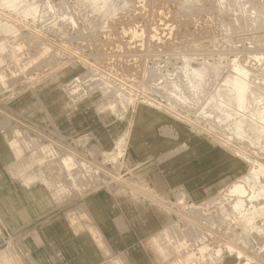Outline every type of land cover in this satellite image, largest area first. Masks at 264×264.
<instances>
[{
    "label": "rangeland",
    "instance_id": "374dc122",
    "mask_svg": "<svg viewBox=\"0 0 264 264\" xmlns=\"http://www.w3.org/2000/svg\"><path fill=\"white\" fill-rule=\"evenodd\" d=\"M3 1L0 135L31 147L28 150L41 149L51 189L64 205L99 190L124 193L172 215V234L193 247L182 256L176 241L177 258L184 264H214L213 253L219 249L223 260V255H235L231 247L242 260L229 257V262L264 264V204L259 205L264 195L251 196L252 187L243 179L254 171L264 187V146H249L251 135L256 143H264V136L255 138L249 129L247 140V133L246 138L237 135L233 126L258 105L250 103L249 112H234L236 119L231 120L211 110L221 83L236 74L237 65L250 70L252 88L260 87L262 95H257L264 97V0H242V11L234 0H107L106 6V0H96L97 7L92 0V5L90 0ZM12 2L18 7L13 9ZM243 9L256 13L244 15ZM256 14L261 16L254 18ZM205 62L210 63L209 72L219 68L220 77L215 70L207 73L208 79L216 78L208 83L204 78L203 94L188 90V66L198 68ZM173 95L182 98L176 101ZM227 121L236 122L226 127ZM190 175L194 179H183ZM192 182L202 190L193 189ZM238 197L244 201L240 208ZM250 205L256 208L246 214ZM18 248L21 243L0 240L1 258L26 264L18 258Z\"/></svg>",
    "mask_w": 264,
    "mask_h": 264
},
{
    "label": "crops",
    "instance_id": "0c3cea01",
    "mask_svg": "<svg viewBox=\"0 0 264 264\" xmlns=\"http://www.w3.org/2000/svg\"><path fill=\"white\" fill-rule=\"evenodd\" d=\"M28 148L0 135V240L21 243L19 259L26 264H184L175 244L180 242L182 256L192 246L176 240L168 211L108 190L64 205L51 189L41 149ZM228 259L220 264H238ZM0 264L12 263L0 256Z\"/></svg>",
    "mask_w": 264,
    "mask_h": 264
},
{
    "label": "bare ground",
    "instance_id": "6f19581e",
    "mask_svg": "<svg viewBox=\"0 0 264 264\" xmlns=\"http://www.w3.org/2000/svg\"><path fill=\"white\" fill-rule=\"evenodd\" d=\"M6 2H4V3H7V5H9V3H10V1H12V0H5ZM16 2L17 0H13V2ZM22 1V0H21ZM26 1V0H25ZM28 1V0H27ZM30 1H32V0H30ZM35 1V0H34ZM34 1H32V2H34ZM83 1H86V0H83ZM91 1V0H90ZM89 1V2H90ZM92 1H95V3H93ZM91 1V5H92V3L93 4H95V6L97 7V5H98V3H101L102 1H104V0H102L101 2H98L99 0H97V4H96V0H92ZM108 1H110V0H108ZM108 1L106 0V1H104V5H105V3L107 2L108 3ZM191 1H194V0H191ZM224 1H226V0H224ZM228 1H230V0H227V3H229ZM232 1V0H231ZM230 1V2H231ZM13 2L11 3V5L13 4ZM14 2V3H15ZM88 2V1H87ZM88 2V3H89ZM190 2V1H189ZM233 2V1H232ZM234 2H236L237 3V5H236V7H240L241 8V11H242V6L243 5H241V3L243 2L242 0H234ZM233 2V3H234ZM36 3H38V2H35V4H33L34 6L36 5ZM106 3V4H107ZM112 3V2H111ZM115 3H116V1H115ZM114 3V4H115ZM121 3V2H120ZM16 4H19V3H17L16 2ZM15 4V5H16ZM20 4H21V2H20ZM28 3H26V5H27ZM123 4V3H122ZM15 5L13 6H11V7H13V9H14V7H15ZM22 5H23V3H22ZM22 5H19V6H22ZM31 4H30V2H29V6L28 7H31L30 6ZM32 5V6H33ZM40 5V4H39ZM38 5V6H39ZM84 5V4H83ZM102 5H103V3H102ZM230 5V4H229ZM233 5V4H232ZM25 6V5H24ZM26 6V7H27ZM33 6V9H35V7ZM106 6V5H105ZM105 6H101L102 8L103 7H105ZM121 6V5H120ZM16 7H18V5H16ZM23 7V6H22ZM21 7V9L23 10V8ZM25 7V8H26ZM40 7V6H39ZM110 7V6H109ZM128 7V6H127ZM20 8V7H19ZM24 8V9H25ZM36 8H37V5H36ZM93 8V7H92ZM117 8V7H116ZM116 8L114 7L113 9H111V10H116ZM119 8V7H118ZM123 8V7H122ZM194 8V7H193ZM21 9H19V10H21ZM31 8H29V12L31 11L30 10ZM32 9V10H33ZM39 9V8H38ZM47 9V8H46ZM46 9H41V10H46ZM26 10V9H25ZM25 10H24V12H25ZM35 10H37V9H35ZM40 9H39V11H41ZM233 10V9H232ZM243 10H245V9H243ZM27 11V10H26ZM47 11V10H46ZM93 11V10H92ZM235 11V10H234ZM240 11V12H241ZM252 11H253V9H252ZM251 11V12H252ZM22 12V11H21ZM24 12H22V13H24ZM27 13L28 15H29V17L31 16L30 15V13ZM32 13H34L33 11H31ZM35 12H38V11H35ZM110 12V11H109ZM245 12L249 15V13L245 10L244 12H243V14L245 15ZM39 13V12H38ZM37 13V14H38ZM43 13H44V11H43ZM101 13V12H100ZM113 13H116L115 11L113 12ZM237 13V12H236ZM254 13H256V12H254ZM254 13H250L251 15L252 14H254ZM24 14H26V12L24 13ZM26 14V15H27ZM36 14V13H35ZM35 14H32V17L33 16H35L34 18H36V15ZM40 14H42V13H40ZM45 14V13H44ZM106 14H108V13H106ZM242 14V15H243ZM27 15V16H28ZM59 15V14H58ZM257 15V16H256ZM255 16L256 17H254V18H258V17H260L261 15L260 14H256ZM40 16H43V14L42 15H40ZM61 17V16H60ZM105 17V16H104ZM110 17V16H109ZM250 18V17H249ZM262 18V17H261ZM253 19V18H252ZM251 20V19H250ZM254 20V19H253ZM253 20H251V22L253 23L254 21ZM248 21V20H247ZM255 22H257V21H255ZM254 22V23H255ZM246 23V22H245ZM243 24V23H242ZM248 24V23H247ZM261 26V25H260ZM224 29V28H223ZM255 29V28H254ZM227 32H228V30H227ZM230 33V32H229ZM234 34V33H233ZM256 42V41H255ZM261 47V46H260ZM235 48V47H234ZM256 48V47H255ZM185 59V58H184ZM188 59V58H187ZM183 61V60H182ZM188 61V60H187ZM186 63V62H185ZM233 63V62H232ZM208 64H210V63H202L198 68H192V67H189L188 66V68L189 69H187V72H186V70L185 71H183L184 72V76H185V74L187 73V75L185 76V78H186V81H185V83L187 82V83H189V88L190 89H188V90H190V91H192V92H195V93H204V92H201L200 90L203 88V84H204V78L206 77V75H207V73H209V74H211V72H213L214 70L216 71L215 72V76H218V77H220V74H221V71H220V69L217 71L215 68H214V70L213 71H211V72H209V70L211 69H209L208 70ZM188 64H185V66H187ZM211 65H214V64H211ZM215 65H216V63H215ZM219 65V64H218ZM218 65H216L217 67H218ZM233 65V64H232ZM262 65V64H261ZM208 66V67H207ZM220 66V65H219ZM226 66V65H225ZM210 67H212V66H210ZM234 67H236L235 65H234ZM234 67H232V68H234ZM187 68V67H186ZM189 70V71H188ZM212 70V69H211ZM247 69H242V68H239L238 67V65H237V68H235V72H236V74L235 75H233L232 73V76H229L228 75V77H226L225 79H224V81L221 83V87H220V89L218 90V92H217V95H218V97H217V99L218 100H215V99H213L212 97H214L215 95L214 94H212V91H211V94L212 95H214V96H212L211 94V96H209L207 93V96H209V97H211V99H213L212 101H214V102H212V108H211V110L213 109V111H215V112H217V115H218V113H219V118H222L223 120L225 119V120H228V119H232L235 115H237V114H241V112L242 113H247V112H249V108L248 107H250V103H257L256 105H258V107H259V109H258V107L256 106V105H254V107H257V108H255V110L254 111H251L252 109H250V111L251 112H249V117H251L252 119H249V122L247 123L246 121H247V119L249 118L248 116V118H246L245 116V118H246V120H243L244 118H243V115L244 114H242V118L243 119H241L240 121H238V122H236V121H234V122H236V123H234V122H232V121H230L231 123H234V125L233 124H231V126L233 125L234 127H235V130H236V132H235V130H234V132L235 133H237V135L239 134V135H241L242 137H245L244 135L246 134V137H247V135H248V131H249V129H251L250 131H249V134L251 133V132H255V138L258 136V135H260V136H258L257 138H262L264 135H263V133H264V108H262L264 105H263V103H262V107H260V105L258 104V102L260 101V98L262 97V96H258L259 94H261L259 91V89L258 88H260V87H258L257 88V90H259V91H257V90H254V89H256V87L255 86H252L253 85V83H251L250 81H253V80H250L249 81V79H251V76H250V78H249V73H250V70L248 71H246ZM220 71V74L219 75H217V73ZM256 71V70H255ZM182 72V73H183ZM186 72V73H185ZM190 72V73H189ZM249 72V73H248ZM214 73V72H213ZM252 73V72H251ZM251 75V74H250ZM184 76H182V78L184 77ZM210 76V75H209ZM213 77V79L214 78H216V77H214V76H211V77H209V79L210 78H212ZM233 77V78H232ZM253 78H254V76H253ZM256 78H258V77H256L255 76V78L254 79H256ZM205 79H207L208 81H205V82H209V79L206 77ZM212 79V80H213ZM180 80V79H179ZM215 80V79H214ZM217 80V79H216ZM223 80V79H222ZM263 80V79H262ZM262 80H259V81H262ZM211 81V80H210ZM255 81V80H254ZM257 81V80H256ZM177 82V81H176ZM213 82V81H212ZM258 82V81H257ZM256 82V83H257ZM264 81H262V83H263ZM172 83V82H171ZM179 83V82H178ZM182 83H183V80H182ZM255 83V84H256ZM259 83V82H258ZM164 84H168V83H164ZM184 84V83H183ZM206 84V83H205ZM205 84H204V86H205ZM211 84V83H210ZM252 84V85H251ZM254 84V85H255ZM209 85V84H208ZM214 85V84H213ZM262 85V84H261ZM167 86V85H166ZM165 86V87H166ZM169 86V85H168ZM185 86H186V84H185ZM207 86V85H206ZM210 86V85H209ZM220 86V85H219ZM164 87V88H165ZM170 87H172V86H170ZM176 87V86H175ZM180 87V86H179ZM252 87H254V89L252 88ZM263 87V86H262ZM210 88V87H209ZM264 88V87H263ZM167 89V88H166ZM166 89H165V91H166ZM168 89H169V87H168ZM184 89H186V88H184ZM204 89V88H203ZM207 89H208V87H207ZM211 89V88H210ZM213 89V88H212ZM173 90H174V88H173ZM177 90H178V88H177ZM182 90H183V88H182ZM206 90V89H205ZM179 91V90H178ZM186 91V90H185ZM209 91V90H208ZM215 91H216V89H215ZM174 92V91H173ZM180 92H182V91H180ZM206 92H207V90H206ZM213 92H214V90H213ZM169 93V92H168ZM184 93V92H183ZM182 93V94H183ZM191 93V92H190ZM189 93V94H190ZM194 93V94H195ZM209 93V92H208ZM216 93V92H215ZM257 93H259L258 95H257ZM171 94V93H170ZM169 94V95H170ZM174 94V93H173ZM191 94H193V93H191ZM202 94H201V96L199 97V98H203V96H202ZM186 95H188V94H186ZM197 95H200V94H197ZM197 95H196V97H197ZM262 95V94H261ZM177 96V95H176ZM179 96V95H178ZM178 96L176 97V98H178ZM181 96V95H180ZM179 96V97H180ZM183 96V95H182ZM185 96V95H184ZM193 96H195V95H192V97ZM168 97V96H167ZM172 97V96H171ZM173 97H174V95H173ZM188 97H189V95H188ZM191 97V98H192ZM215 97V98H216ZM175 98V97H174ZM175 98V99H176ZM180 98H182V97H180ZM195 98V97H194ZM194 98H193V100H194ZM198 98V97H197ZM197 98H196V102H197ZM262 98H264V97H262ZM205 99H206V95H205ZM210 99V100H211ZM177 100H181V99H176V101ZM190 100V99H189ZM201 100H203V99H201ZM207 101H208V97H207V99H206ZM220 100V101H219ZM263 100V99H262ZM184 101H188V100H184ZM192 101V100H191ZM199 101V100H198ZM207 101L205 102V103H207ZM179 103L181 102V104L183 103L182 101H178ZM190 102V101H189ZM195 101L193 102V103H196ZM201 102V101H200ZM210 102V101H209ZM188 103V102H187ZM211 103V102H210ZM210 103H208V104H210ZM183 104H185V103H183ZM189 104V103H188ZM202 104H203V102H202ZM197 105V104H196ZM232 105V106H231ZM195 106V105H194ZM204 106H205V104H204ZM230 106V107H229ZM252 106H253V104H252ZM252 106L250 107V108H252ZM199 107V106H198ZM201 107V106H200ZM233 107H235V109L233 110L232 108ZM191 108V107H190ZM231 108V109H230ZM248 108V109H247ZM245 109H247V110H245ZM254 109V108H253ZM257 109V110H256ZM203 110V109H202ZM243 110H245V111H243ZM212 111V112H213ZM208 112V111H207ZM234 112H235V115H234ZM252 112H254V113H252ZM211 113V112H210ZM250 113H251V115H250ZM213 116V115H212ZM206 117V116H205ZM216 117V115L214 116V119H216L215 118ZM238 117H240L239 115L237 116V118ZM218 118V119H219ZM235 118V117H234ZM207 119V118H206ZM221 119V120H222ZM236 119V118H235ZM210 120V119H209ZM222 120V121H223ZM207 121V120H206ZM217 121V120H216ZM215 121V122H216ZM228 122V121H227ZM230 122H228V124H226V127H228L229 126V123ZM219 123H220V121H219ZM224 123H226V122H224ZM216 124V123H215ZM246 124H249V125H247V126H249L248 127V130L247 129H245V128H247L246 127ZM224 125V124H223ZM230 127V126H229ZM233 128V127H232ZM226 130V129H225ZM230 130H232V129H230ZM229 130V131H230ZM247 130V131H246ZM227 131V130H226ZM246 132V133H245ZM231 134H233V132L231 133ZM251 134H254V133H251ZM250 134V135H251ZM234 136H235V134H234ZM232 137H233V135H232ZM238 137V136H237ZM245 137V138H246ZM249 137L250 136H248L247 137V140L249 139ZM252 137H254V136H252L251 135V138ZM251 138H250V140H249V142H252V143H250V145L249 146H251V145H255V146H257V145H263L264 146V143H262V142H258V143H256V140H255V138H253V140H255V141H251ZM237 139H239V137L237 138ZM263 139V138H262ZM234 140H235V138H234ZM244 140V139H243ZM246 140V139H245ZM240 141V140H239ZM241 141H242V139H241ZM258 141V140H257ZM120 142V141H119ZM243 142H246V141H243ZM248 142V141H247ZM249 142H248V144H249ZM253 142H255V143H253ZM263 146H262V148H263ZM260 147V146H259ZM258 149V148H257ZM260 149V148H259ZM69 157V156H68ZM69 160V159H68ZM216 161V160H215ZM70 162V161H69ZM190 162H192V161H190ZM189 162V163H190ZM188 163V164H189ZM223 163V162H222ZM66 164H68V161H66ZM183 164V163H182ZM217 165V164H216ZM184 166V165H183ZM191 170V169H190ZM251 171H253V170H251ZM260 171V172H259ZM258 172L259 173H262L261 172V170H259ZM223 172V171H222ZM251 173V172H250ZM263 173H264V171H263ZM180 173H178L177 172V174H176V177L178 178V180L181 178V176L179 175ZM208 174V173H207ZM186 175V174H185ZM209 175V174H208ZM208 175H207V177H208ZM246 175V174H245ZM244 175V176H245ZM256 175H258V173H257V170H256ZM260 175H262V177L264 176V174H260ZM262 177L260 176V181H261V179H262ZM243 178V177H242ZM242 178H241V180H242ZM243 179H245L250 185L249 186H251L252 187V192H249V194L250 193H252L253 194V197H255V199L256 198H258V197H261L262 195H264V187H263V185L262 186H260L259 185V183H258V180H257V178H256V176H255V174H254V171H253V173H251V174H249V176H246V177H244ZM264 179V178H263ZM261 182H263V181H261ZM241 184V183H240ZM261 184V183H260ZM263 184V183H262ZM192 185H193V189H196V190H202L201 189V187H200V185H197L196 186V184L195 183H193L192 182ZM236 186V185H235ZM240 186V185H239ZM244 186V185H243ZM233 187V186H232ZM233 189V188H232ZM235 191H238V193L240 192V193H244V191L242 190V189H240L239 187H235V189H234ZM248 192V191H247ZM235 193H237V192H235ZM198 194V193H197ZM248 194V193H247ZM239 195V194H238ZM251 195V194H250ZM250 195H249V198H250ZM233 196V195H232ZM231 196V197H232ZM241 196V195H240ZM239 196V197H240ZM248 196V195H247ZM252 196V195H251ZM225 197V196H224ZM223 197V198H224ZM230 197V196H229ZM228 197V198H229ZM235 197V200H236V195L234 196ZM239 197H238V200H239ZM264 197V196H263ZM241 198H243V197H241ZM240 198V199H241ZM245 198V197H244ZM262 198V197H261ZM233 198H231V200H232ZM198 200V199H197ZM226 200V199H225ZM235 200L232 202V203H234L235 202ZM238 200H237V203H236V205L237 206H239V208H240V203H243V202H241L240 200H239V202H238ZM249 200V199H248ZM248 200H245V202L246 201H248ZM252 200H253V198H252ZM262 199H260V201H261ZM255 201V200H254ZM259 201V202H260ZM228 202H229V200H228ZM263 202H264V200H263ZM231 203V204H232ZM252 203V202H251ZM258 203V202H257ZM256 203V205H258ZM248 204H250L249 202H248ZM248 204H247V206H248ZM261 204H264V203H262V201H261V203H259V205H261ZM255 205V204H254ZM259 205L257 206V208L259 207ZM233 206V205H232ZM243 206L244 207H246L245 206V204H243ZM261 206H263L264 207V205H261ZM236 207V206H235ZM250 207V209H248ZM249 207H247V209L249 210L248 212H246V214H248L249 212H250V210H254V208H256V207H254V208H252L251 209V205L249 206ZM252 207H253V205H252ZM243 208V207H242ZM262 207H260V209H261ZM237 209V208H236ZM235 210V209H234ZM234 210H232V211H234ZM255 210H258V209H255ZM242 211V210H241ZM246 211V210H245ZM260 211V210H259ZM258 211V212H259ZM223 212V211H222ZM237 212V211H236ZM244 212V211H243ZM219 213H221V212H219ZM226 213V212H225ZM238 213V212H237ZM234 214V215H238V214ZM260 213V212H259ZM223 215V217H224V214H222ZM228 215V214H227ZM230 215V214H229ZM241 215V214H240ZM240 215L239 216H236V218L237 217H240ZM243 215H244V213H243ZM255 216H256V214H254ZM254 215H252V216H254ZM260 215V214H259ZM262 215H263V213H262ZM261 215V217H264V215L262 216ZM226 216V215H225ZM231 216V215H230ZM233 216V215H232ZM231 216V217H232ZM242 216V215H241ZM250 216V215H249ZM251 216V217H252ZM259 217V216H258ZM226 218V217H225ZM241 218V217H240ZM254 218H256V217H254ZM260 218V217H259ZM238 219V218H237ZM260 219H262V220H264L263 218H260ZM220 220V219H219ZM235 221H236V219H235ZM240 221V220H239ZM242 221V220H241ZM255 221V220H254ZM246 222V221H245ZM245 222H244V224H245ZM264 224V223H263ZM249 225V224H248ZM172 226H174V225H172ZM245 227V226H244ZM248 228V227H247ZM246 228V229H247ZM249 228H250V226H249ZM248 228V229H249ZM244 229V228H243ZM264 229V228H263ZM245 231V230H244ZM263 231V230H262ZM257 232V231H256ZM168 233V232H167ZM184 234H185V232H184ZM240 234V233H239ZM243 234H245L244 232H243ZM237 235V234H236ZM240 235H242V231H241V234ZM169 236H171V235H169ZM243 237H244V235H242ZM237 237V236H236ZM185 238V237H184ZM203 238V237H202ZM240 238V237H239ZM244 238H246V235H245V237ZM235 239V238H234ZM242 239V238H241ZM170 240V239H169ZM247 240V239H246ZM207 241V240H206ZM242 241V240H241ZM204 242V241H203ZM167 243V242H166ZM173 245V244H172ZM202 245V244H201ZM201 245H199V246H201ZM229 246V245H228ZM234 246V245H233ZM231 247V246H230ZM246 248V247H245ZM170 250V249H169ZM172 250V249H171ZM175 250V249H174ZM219 250V249H218ZM215 251L214 253H213V258H214V264H217L218 262V259L220 258V253H219V251ZM228 250H229V248H228ZM233 250H235V249H233ZM232 250V247H231V249H230V253H234L235 255H229V257L230 258H235V259H239L238 257V253H236L235 251H233ZM240 250V249H239ZM227 251V250H226ZM190 252V251H189ZM240 252V251H239ZM186 253H187V251H186ZM210 253V252H209ZM244 253V252H243ZM184 254V253H183ZM224 254V253H223ZM205 255V254H204ZM211 255V254H210ZM209 255V256H210ZM222 255V254H221ZM246 255V254H245ZM240 256H242V254L240 255ZM248 256V255H247ZM246 256V257H247ZM249 257V256H248ZM247 257V258H248ZM222 258V257H221ZM210 259V258H209ZM226 259V257L224 258V255H223V260L221 259H219V263L218 264H220V263H222L224 260ZM239 260H242V259H239ZM249 260V259H248ZM184 261V260H183ZM209 261H211V260H209ZM251 261V260H250ZM213 262V261H212ZM253 263V262H252ZM213 264V263H212ZM242 264H250V262L249 261H247V259H246V261L245 262H242Z\"/></svg>",
    "mask_w": 264,
    "mask_h": 264
}]
</instances>
